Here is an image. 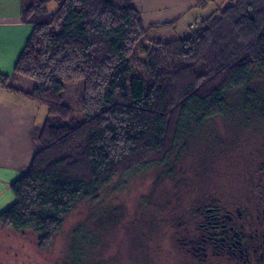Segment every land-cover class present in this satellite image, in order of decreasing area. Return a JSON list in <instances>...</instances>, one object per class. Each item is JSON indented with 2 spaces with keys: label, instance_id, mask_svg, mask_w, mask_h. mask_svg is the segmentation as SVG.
<instances>
[{
  "label": "trees",
  "instance_id": "16d2710c",
  "mask_svg": "<svg viewBox=\"0 0 264 264\" xmlns=\"http://www.w3.org/2000/svg\"><path fill=\"white\" fill-rule=\"evenodd\" d=\"M136 1L23 0L31 35L0 87L49 113L0 226L31 232L42 251L115 182L167 168L193 128L228 113L234 92L244 90L239 108L264 121V101L250 88L264 79V0H228L167 41L149 38L154 27L144 26ZM213 2L195 0L199 10Z\"/></svg>",
  "mask_w": 264,
  "mask_h": 264
},
{
  "label": "rangeland",
  "instance_id": "374dc122",
  "mask_svg": "<svg viewBox=\"0 0 264 264\" xmlns=\"http://www.w3.org/2000/svg\"><path fill=\"white\" fill-rule=\"evenodd\" d=\"M228 3L214 0L201 15L206 18ZM57 9L56 3L47 7L50 13ZM205 18L190 28L185 21V28L178 29L181 35L167 37L171 31L161 29L151 30L149 38H182ZM250 88L264 101V79ZM243 92L231 94L228 113L193 128L185 151L172 157L167 168L133 172L112 184L99 201L81 206L52 249L40 250L31 232L17 235L0 226V264H190L178 242L184 215L191 217L199 203L213 196L254 204L253 194L264 192V121L239 108ZM71 104L79 108L77 101Z\"/></svg>",
  "mask_w": 264,
  "mask_h": 264
},
{
  "label": "crops",
  "instance_id": "0c3cea01",
  "mask_svg": "<svg viewBox=\"0 0 264 264\" xmlns=\"http://www.w3.org/2000/svg\"><path fill=\"white\" fill-rule=\"evenodd\" d=\"M22 5L23 0H0V76L14 74L31 35L32 25L29 18H24ZM134 6L146 28L162 29L166 34L171 31L167 37L181 35L178 29L184 27L185 21L190 28L191 23L205 18L201 15L203 10L196 8L195 0H137ZM172 22H175L172 26L155 28ZM44 108L0 87V215L15 203L11 185L27 172L32 162L43 122L48 117Z\"/></svg>",
  "mask_w": 264,
  "mask_h": 264
},
{
  "label": "flooded vegetation",
  "instance_id": "af4514ba",
  "mask_svg": "<svg viewBox=\"0 0 264 264\" xmlns=\"http://www.w3.org/2000/svg\"><path fill=\"white\" fill-rule=\"evenodd\" d=\"M251 198L254 204L213 196L183 216L178 242L190 264H264V192Z\"/></svg>",
  "mask_w": 264,
  "mask_h": 264
}]
</instances>
